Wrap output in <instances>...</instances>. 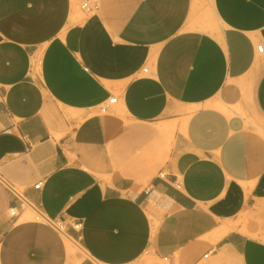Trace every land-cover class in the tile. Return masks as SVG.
<instances>
[{
	"label": "crops",
	"instance_id": "obj_1",
	"mask_svg": "<svg viewBox=\"0 0 264 264\" xmlns=\"http://www.w3.org/2000/svg\"><path fill=\"white\" fill-rule=\"evenodd\" d=\"M96 1L0 0V264H264V0Z\"/></svg>",
	"mask_w": 264,
	"mask_h": 264
},
{
	"label": "built area",
	"instance_id": "obj_2",
	"mask_svg": "<svg viewBox=\"0 0 264 264\" xmlns=\"http://www.w3.org/2000/svg\"><path fill=\"white\" fill-rule=\"evenodd\" d=\"M97 8V1L96 0H80V9L85 13L93 12ZM262 46H258L257 50L258 52H262ZM116 98H112L107 102V104H104L100 108V112L106 113L109 111V108L116 103ZM0 185L14 198V200L18 203L20 207H32L31 204L27 201V199L23 196L22 192L16 188L14 185H12L9 181H7L1 174H0ZM41 186L40 183L36 184L34 186L35 189H39ZM17 215V211L15 208H12L10 210V216L15 217ZM36 215L38 218L45 222H47L50 226L56 228L57 230L61 231L63 228L57 221H52L44 217L42 214H39L36 212ZM100 264V263H99ZM124 264H135L134 262H127Z\"/></svg>",
	"mask_w": 264,
	"mask_h": 264
},
{
	"label": "rangeland",
	"instance_id": "obj_3",
	"mask_svg": "<svg viewBox=\"0 0 264 264\" xmlns=\"http://www.w3.org/2000/svg\"><path fill=\"white\" fill-rule=\"evenodd\" d=\"M86 17V15L85 14H83V12H79V18L80 19H83V18H85ZM110 112V111H109ZM109 112H106V113H109ZM110 114V113H109ZM249 120V122L250 123H252L254 126H255V128H257V126H259V124H257L256 122H254V121H252L251 119H248ZM257 124V125H256ZM257 130H258V128H257ZM28 209H30V208H28ZM31 212H32V214L34 215L35 214V217H32L30 220H35V219H37L38 218V216L36 215V212H33L32 210H30ZM39 219V218H38ZM71 246L73 247V249L75 250V252L77 253V255L79 256V259L80 260H82V259H84L85 257H84V254L82 253V251H81V249L76 245V244H71Z\"/></svg>",
	"mask_w": 264,
	"mask_h": 264
},
{
	"label": "bare ground",
	"instance_id": "obj_4",
	"mask_svg": "<svg viewBox=\"0 0 264 264\" xmlns=\"http://www.w3.org/2000/svg\"><path fill=\"white\" fill-rule=\"evenodd\" d=\"M209 28V29H208ZM207 30L211 31V30H214V27L211 26V27H208ZM173 129V128H171ZM32 217H35V214L33 215L32 212L30 210H27V212L25 213V217L24 219L25 220H30ZM67 245V249H68V252L71 254V255H74L75 254V250L73 249V247L71 246V244L69 243H66Z\"/></svg>",
	"mask_w": 264,
	"mask_h": 264
}]
</instances>
